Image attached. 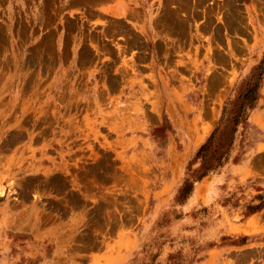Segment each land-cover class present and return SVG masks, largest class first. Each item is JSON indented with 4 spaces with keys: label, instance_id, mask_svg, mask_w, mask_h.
<instances>
[{
    "label": "rangeland",
    "instance_id": "374dc122",
    "mask_svg": "<svg viewBox=\"0 0 264 264\" xmlns=\"http://www.w3.org/2000/svg\"><path fill=\"white\" fill-rule=\"evenodd\" d=\"M263 46L264 0H0V264H264Z\"/></svg>",
    "mask_w": 264,
    "mask_h": 264
},
{
    "label": "trees",
    "instance_id": "16d2710c",
    "mask_svg": "<svg viewBox=\"0 0 264 264\" xmlns=\"http://www.w3.org/2000/svg\"><path fill=\"white\" fill-rule=\"evenodd\" d=\"M263 61L264 46L262 51V57L259 60L258 64L254 66V69L260 67ZM260 73L261 70H258L255 74L253 82L251 84H247L244 92L241 95V99L238 103L237 109L235 113L231 116V121L228 125V131L224 134V137L218 141V129L221 122L225 119V116L223 115L225 104L222 105L221 114L218 117L214 127L208 133L205 139L199 144V146L194 152L192 160H197L198 164L194 168L192 167L189 169L190 179L188 177L184 179L183 183L178 189V197H184L185 194L189 191L192 181L194 179H198L203 176L206 172L219 165L222 160L228 156L233 139V133L235 132L237 125L245 121L247 110L254 105L256 98L255 89L257 88V80ZM223 143H225V146H221Z\"/></svg>",
    "mask_w": 264,
    "mask_h": 264
}]
</instances>
